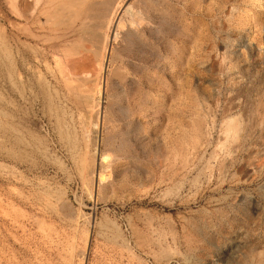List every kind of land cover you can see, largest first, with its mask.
<instances>
[{
	"label": "rangeland",
	"instance_id": "obj_1",
	"mask_svg": "<svg viewBox=\"0 0 264 264\" xmlns=\"http://www.w3.org/2000/svg\"><path fill=\"white\" fill-rule=\"evenodd\" d=\"M0 264H264V0H0Z\"/></svg>",
	"mask_w": 264,
	"mask_h": 264
},
{
	"label": "bare ground",
	"instance_id": "obj_2",
	"mask_svg": "<svg viewBox=\"0 0 264 264\" xmlns=\"http://www.w3.org/2000/svg\"><path fill=\"white\" fill-rule=\"evenodd\" d=\"M23 2H24V1H23ZM28 2H29V1H28ZM31 2H32V1H31ZM25 9H26V8H25ZM27 14H28V13H27ZM27 14H26V15H27ZM26 15H25V16H26ZM25 16H24V18H25ZM108 27H109V26H108ZM81 58H82V57H81ZM70 59L72 60L73 58H70ZM89 59H90V58H89ZM87 60H88V59H87ZM91 60H92V59H91ZM78 61H79V60H78ZM78 61H76V63H74V64H77ZM82 61H83V58H82ZM84 61H85V60H84ZM84 61H83V62H84ZM89 61H90V60H89ZM72 62H75V60L71 61L70 63H72ZM85 62H86V61H85ZM85 62H84V63H85ZM68 63H69V62H68ZM80 63L82 64V62H80ZM86 63H87V62H86ZM91 63H92V62H91ZM72 64H73V63H72ZM72 64H71V65H72ZM74 64H73V66H74ZM81 64H80V65H81ZM82 65H83V64H82ZM84 65H85V64H84ZM75 66H76V65H75ZM86 66H87V65H86ZM86 66H85V67H86ZM89 66H90V62H89ZM89 66H87V67H89ZM91 66H92V65H91ZM91 66H90V68H91ZM78 67H79V66H78ZM83 67H84V66H83ZM83 67H81V68H83ZM85 67H84V68H85ZM94 67H95V66H94ZM71 68H72V66L70 67V69H71ZM73 68H74V67H73ZM76 68H77V66H76ZM79 68H80V67H79ZM77 69H78V68H77ZM75 70H76V69H74V71H75ZM78 70H80V69H78ZM76 71H77V70H76ZM98 91H99V90H98ZM98 91H97V92H98Z\"/></svg>",
	"mask_w": 264,
	"mask_h": 264
}]
</instances>
